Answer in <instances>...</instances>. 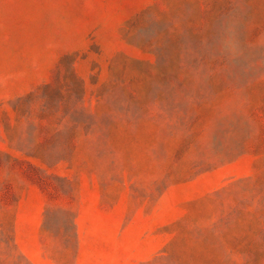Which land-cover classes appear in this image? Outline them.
<instances>
[{
    "label": "rangeland",
    "instance_id": "rangeland-1",
    "mask_svg": "<svg viewBox=\"0 0 264 264\" xmlns=\"http://www.w3.org/2000/svg\"><path fill=\"white\" fill-rule=\"evenodd\" d=\"M0 264H264V0H0Z\"/></svg>",
    "mask_w": 264,
    "mask_h": 264
}]
</instances>
